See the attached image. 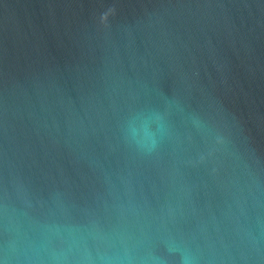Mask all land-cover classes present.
I'll return each instance as SVG.
<instances>
[{
    "label": "water",
    "instance_id": "95a60500",
    "mask_svg": "<svg viewBox=\"0 0 264 264\" xmlns=\"http://www.w3.org/2000/svg\"><path fill=\"white\" fill-rule=\"evenodd\" d=\"M0 264H264V0H0Z\"/></svg>",
    "mask_w": 264,
    "mask_h": 264
},
{
    "label": "clouds",
    "instance_id": "9594fccd",
    "mask_svg": "<svg viewBox=\"0 0 264 264\" xmlns=\"http://www.w3.org/2000/svg\"><path fill=\"white\" fill-rule=\"evenodd\" d=\"M128 134L131 139L137 142H141V129L137 126L135 121L130 122L129 127H128ZM154 143V141H153ZM147 146V145H145Z\"/></svg>",
    "mask_w": 264,
    "mask_h": 264
}]
</instances>
